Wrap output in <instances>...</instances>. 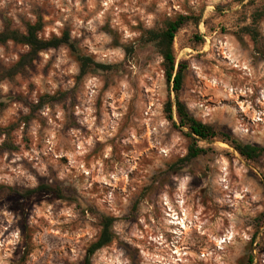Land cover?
I'll use <instances>...</instances> for the list:
<instances>
[{"label": "rangeland", "instance_id": "374dc122", "mask_svg": "<svg viewBox=\"0 0 264 264\" xmlns=\"http://www.w3.org/2000/svg\"><path fill=\"white\" fill-rule=\"evenodd\" d=\"M264 0H0L25 30H69L83 53L114 64L82 79L67 46L49 49L0 82V264H82L114 218V240L92 264H264V153L251 161L230 144L175 166L187 129L165 111L176 93L144 32L190 16L176 35L187 64L180 92L205 122L264 146ZM252 27L255 36L247 30ZM133 48L132 52L126 50ZM28 47L0 45V66ZM60 99L32 111L43 94ZM175 120L177 117L175 116ZM60 185L65 197L27 190ZM183 221V223H182ZM184 225V226H183Z\"/></svg>", "mask_w": 264, "mask_h": 264}, {"label": "trees", "instance_id": "16d2710c", "mask_svg": "<svg viewBox=\"0 0 264 264\" xmlns=\"http://www.w3.org/2000/svg\"><path fill=\"white\" fill-rule=\"evenodd\" d=\"M261 15H264V7ZM190 18L188 15L181 14L176 18L168 19L161 28L146 30L143 35L144 41L153 43L162 56L166 79L169 84H172L173 90L176 93L174 101L170 98L166 102L165 111L167 112V116L175 126L182 129L186 128V136L190 139L187 153L179 158L174 165L181 166L190 163L200 155L208 153L211 148L201 145L200 141L210 143L216 140L230 144L246 159L256 161L264 153V146L241 140L226 126L203 121L190 110L188 104L180 97V92L186 79L187 64L184 61L178 62L174 43L177 33ZM25 26V30L13 27L11 19L4 16V27L0 30V45L13 41L26 45L28 49L20 55L15 63L0 66V82L13 78L25 71L38 58L41 52L61 46H67L76 56L80 66L79 79L85 77L92 70H112L115 67L114 64L96 61L91 55L83 53L69 30L65 29L61 35L53 34L50 37L41 35L45 27V21L41 16L36 21H27ZM247 30L252 36H255V31L252 27H247ZM126 50L132 52L133 48L127 46ZM58 99H60L58 94H43L37 102L32 103V111L39 110L44 104L52 103ZM0 105L3 106L5 103L1 102ZM175 116L178 121L175 120ZM13 128V125L8 127L0 126V134L6 135L4 141L6 145L11 142L9 139ZM38 192L57 194L58 197L66 196L64 189L60 185L49 182H41L36 187L27 190L29 195ZM113 224V217H103L100 235L88 247L82 264H92V257L95 252L114 240ZM253 260V256H250L247 264H252Z\"/></svg>", "mask_w": 264, "mask_h": 264}, {"label": "bare ground", "instance_id": "6f19581e", "mask_svg": "<svg viewBox=\"0 0 264 264\" xmlns=\"http://www.w3.org/2000/svg\"><path fill=\"white\" fill-rule=\"evenodd\" d=\"M182 223H183V221H182ZM184 226V225H183Z\"/></svg>", "mask_w": 264, "mask_h": 264}]
</instances>
